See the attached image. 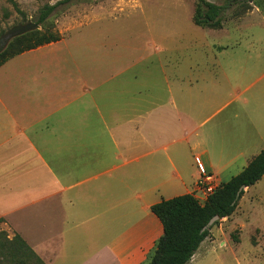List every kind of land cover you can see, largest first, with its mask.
I'll use <instances>...</instances> for the list:
<instances>
[{"label": "crops", "instance_id": "1", "mask_svg": "<svg viewBox=\"0 0 264 264\" xmlns=\"http://www.w3.org/2000/svg\"><path fill=\"white\" fill-rule=\"evenodd\" d=\"M81 55L0 66V228L44 264H146L163 232L153 204L193 194L201 170L223 182L264 148V66L242 85L236 54L189 74L180 56L95 72Z\"/></svg>", "mask_w": 264, "mask_h": 264}, {"label": "rangeland", "instance_id": "2", "mask_svg": "<svg viewBox=\"0 0 264 264\" xmlns=\"http://www.w3.org/2000/svg\"><path fill=\"white\" fill-rule=\"evenodd\" d=\"M57 1L0 0V36L14 24L35 22L45 5ZM195 8L196 0H74L58 5L38 23L40 33L57 34L59 39L22 53L82 54L77 66L95 72L102 66L128 65L139 54H162V58L168 54L171 63L180 56L185 72L188 66L195 67V61L199 69L211 67V54H236L235 62H241L232 77L242 85L253 82L264 66V1L244 11L232 5L223 12L218 28L195 25ZM6 45L0 38V46ZM149 62L155 65V57ZM145 65L134 67L140 84L146 83ZM157 76L154 70L148 82L158 83ZM260 85L261 80L249 93ZM243 190L234 212L209 226L189 264H264V175ZM13 237L0 228V264L15 262Z\"/></svg>", "mask_w": 264, "mask_h": 264}, {"label": "trees", "instance_id": "3", "mask_svg": "<svg viewBox=\"0 0 264 264\" xmlns=\"http://www.w3.org/2000/svg\"><path fill=\"white\" fill-rule=\"evenodd\" d=\"M74 0H58L45 5L38 13L35 22L46 20L52 11L61 4ZM217 4L208 0H196L193 23L201 27L218 28L222 14L232 5L241 6L243 11L257 1L264 0H220ZM59 39L57 34H44L31 30L12 38L5 47L0 46V66L13 56ZM264 175V148L251 158L248 164L229 180L222 182L203 202L193 194L185 193L162 199L151 206V211L162 223L163 232L156 240L153 252L146 264H186L209 233L202 230L210 218L230 216L244 192L245 187L256 183ZM240 187H243L238 195ZM10 241L14 264H44L32 249L18 236Z\"/></svg>", "mask_w": 264, "mask_h": 264}, {"label": "built area", "instance_id": "4", "mask_svg": "<svg viewBox=\"0 0 264 264\" xmlns=\"http://www.w3.org/2000/svg\"><path fill=\"white\" fill-rule=\"evenodd\" d=\"M218 186V181L210 172L200 171L194 182L193 196L200 202H203L206 197L212 193Z\"/></svg>", "mask_w": 264, "mask_h": 264}, {"label": "water", "instance_id": "5", "mask_svg": "<svg viewBox=\"0 0 264 264\" xmlns=\"http://www.w3.org/2000/svg\"><path fill=\"white\" fill-rule=\"evenodd\" d=\"M38 28H39L38 23L28 20L24 23H17L12 25L0 36V38L3 39L4 45H6L12 38ZM242 188L243 187L239 188L237 195ZM218 219L219 218L217 215L212 216L210 220L207 222V224L203 226L202 230L209 228V226H211Z\"/></svg>", "mask_w": 264, "mask_h": 264}]
</instances>
